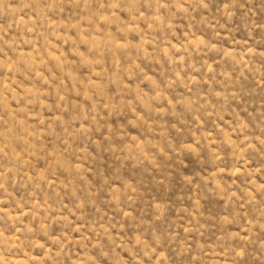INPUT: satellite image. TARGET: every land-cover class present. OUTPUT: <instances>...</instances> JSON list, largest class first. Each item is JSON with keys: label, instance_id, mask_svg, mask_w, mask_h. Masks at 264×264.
Segmentation results:
<instances>
[{"label": "rangeland", "instance_id": "rangeland-1", "mask_svg": "<svg viewBox=\"0 0 264 264\" xmlns=\"http://www.w3.org/2000/svg\"><path fill=\"white\" fill-rule=\"evenodd\" d=\"M0 264H264V0H0Z\"/></svg>", "mask_w": 264, "mask_h": 264}]
</instances>
